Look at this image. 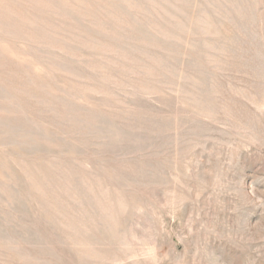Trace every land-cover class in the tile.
<instances>
[{
	"label": "rangeland",
	"instance_id": "374dc122",
	"mask_svg": "<svg viewBox=\"0 0 264 264\" xmlns=\"http://www.w3.org/2000/svg\"><path fill=\"white\" fill-rule=\"evenodd\" d=\"M0 264H264V0H0Z\"/></svg>",
	"mask_w": 264,
	"mask_h": 264
}]
</instances>
